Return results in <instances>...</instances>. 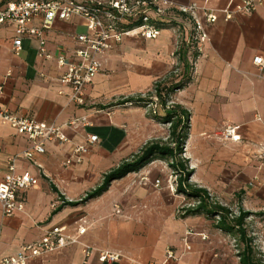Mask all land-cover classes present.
Returning <instances> with one entry per match:
<instances>
[{"label":"crops","instance_id":"obj_1","mask_svg":"<svg viewBox=\"0 0 264 264\" xmlns=\"http://www.w3.org/2000/svg\"><path fill=\"white\" fill-rule=\"evenodd\" d=\"M10 1L0 0V8ZM164 1L198 5L204 22V10L219 11L217 22H205L209 40L203 52L196 48L194 28L186 16H177L183 24L162 29L154 40L137 32L126 34L121 42L113 41L101 59L103 70L86 90V106L70 102L71 87L62 83L65 69L56 59L38 56V41L25 40L16 51L14 26L0 27V106L17 116L56 124L70 140L66 145L47 144V153L35 161L18 160L17 173H31L39 182L20 194L23 212L7 218L0 204V259L19 254L25 245L40 241L47 229L62 226L79 244L28 264H82L85 246L90 247L87 264H241L230 247L234 236L216 229L205 216L172 219L171 200L163 191H146L142 197L151 196V205H138L140 194L125 186L137 173L115 181L95 200L71 205L99 187L131 146L123 129L134 127L139 108L119 104L138 99L161 81L174 80L170 75L178 60L183 71L179 81L185 63L194 66L191 81L170 98L190 115L186 146L195 169L191 184L229 208L235 203L252 213L248 228L264 253V163L259 160L264 150V70L254 64L256 57L264 58V4L253 14L226 21L220 11L231 0ZM81 34H88L83 19L56 21L48 31V50L71 57L80 47L75 37ZM178 37H182L179 50ZM82 117L92 125L69 126ZM228 127L236 129L239 141L224 137ZM89 135L98 136V142L89 145ZM76 145L88 146L90 153L82 164L65 167ZM30 146L27 137L0 125V183L9 172L8 160ZM169 249L177 260H167ZM102 252L120 253L123 258L102 263Z\"/></svg>","mask_w":264,"mask_h":264},{"label":"built area","instance_id":"obj_2","mask_svg":"<svg viewBox=\"0 0 264 264\" xmlns=\"http://www.w3.org/2000/svg\"><path fill=\"white\" fill-rule=\"evenodd\" d=\"M209 1V0H205ZM264 4V0H231L230 5L220 11L226 21H230L235 15H250L255 13ZM201 9L196 4L178 5L164 0H11L0 8V27L11 24L15 29L14 47L20 51L25 40H36L39 43L38 56L46 61L56 59L58 66L65 69L62 83L71 87L69 100L77 106H86V90L93 84L96 77L103 70L101 59L112 49V42H121L123 36L131 32H137L146 40L157 39L162 29L152 25L156 18L167 19L173 16H186L194 26L197 50L203 52V45L209 40L206 33L205 22L213 24L218 21L219 11L204 10V19L200 16ZM81 18L87 24L88 34L75 37L80 47L71 57L64 54L53 55L48 50V31L56 21H70L73 18ZM169 20V19H168ZM142 22V25L129 30L128 25L134 22ZM39 22V24H35ZM254 64L260 70H264V58L258 56ZM10 76V73H9ZM2 88H0V93ZM0 125H8L20 135L25 136L31 142V146L21 155L11 157L8 160V174L0 183V204L3 215L7 218L14 217L24 211V203L20 201V194L38 185L39 179L31 173L18 174L17 162L20 158L35 161L39 156L47 153V144L70 143L68 137L56 124L39 123L35 119L26 116H17L10 110L0 106ZM88 117L75 119L69 123L72 128H86L91 126ZM224 137L233 141H239L236 129L228 127ZM88 144L98 142V136L89 135ZM90 150L86 145L74 146L65 167L82 164ZM259 160L264 163V150L259 153ZM162 185L160 180L156 187ZM173 193L178 190L177 183H171ZM198 203L193 204L195 207ZM120 214V211L117 212ZM79 244V240L70 235L65 227L54 226L46 230L42 239L38 242L25 245L21 252L14 256L0 259V264H28L31 259L46 256L68 246ZM187 250L191 247L187 245ZM85 260L88 263L90 247L85 246ZM167 260H177L175 252L167 250ZM123 256L120 253L102 252V263L119 262Z\"/></svg>","mask_w":264,"mask_h":264},{"label":"trees","instance_id":"obj_3","mask_svg":"<svg viewBox=\"0 0 264 264\" xmlns=\"http://www.w3.org/2000/svg\"><path fill=\"white\" fill-rule=\"evenodd\" d=\"M152 25L166 29L171 28L173 23L164 18H156L151 21ZM142 25V22H134L127 26L129 30ZM195 56V54H194ZM193 63L189 61L184 65L185 75L182 80L177 82L175 79L171 81H161L155 87V91L159 97L166 93L165 103H170L171 96L174 91L185 87L191 81V73L193 71ZM173 78V77H172ZM153 102L146 99H129L119 105H138ZM151 104V103H150ZM179 112L175 115H165L164 120L170 123L169 139L166 142H158L147 145L140 154L124 161L116 169L108 173L103 183L95 190L87 194L80 203L85 204L103 196L110 189L111 185L118 180L126 178L128 175L140 172L145 167L157 160H164L169 167L177 173L178 194L198 203L195 207L184 209L182 219L194 216H205L213 220L214 227L224 233L234 236L238 241L241 264H264V255L257 250L255 246V238L250 234L247 221L252 213L239 209L235 212L231 208L212 200L210 193L190 183L193 171L189 169V160L183 158L184 147L189 137L190 115L189 113L176 107ZM157 113V112H155ZM157 115V114H156ZM158 118V116H156Z\"/></svg>","mask_w":264,"mask_h":264},{"label":"rangeland","instance_id":"obj_4","mask_svg":"<svg viewBox=\"0 0 264 264\" xmlns=\"http://www.w3.org/2000/svg\"><path fill=\"white\" fill-rule=\"evenodd\" d=\"M188 21L189 24L194 28L191 21L190 20ZM183 22H184L183 19L172 20L170 21V23H173L171 28H178L180 27L181 24H183ZM194 37H195V32H194ZM178 42L179 44L177 45V49L179 50L180 45L182 43V37H178ZM175 56H177V58L179 57L178 54H175ZM181 75H183V71L181 70V65L178 60L177 65L175 66L170 76H172L173 78H175L176 81L178 80L179 82ZM156 85L151 90L145 92L143 95H141L138 98V99H146L153 102L134 105V107L139 108V111L135 113V117H134V119H136L135 125L132 129H128V128L123 129L126 133V136H129V141L131 143V146L130 148H127L126 152L123 154L124 158L121 161L120 165L124 161L132 158L133 156L140 154L141 151L147 145L158 142H166L169 139L170 123H166L164 117L165 115H175V113H178L179 110L176 108L177 102H175V104L165 103V99L167 98L165 92H163L162 97L158 96V94L155 91ZM176 92L177 90L174 91L173 94H175ZM156 116H158V118ZM196 149L197 148L194 149L191 148V150H193L194 152ZM188 152H189V148L185 146L184 154H183L184 159L187 160L189 159ZM189 169L194 173L195 170L194 166H192L190 162H189ZM106 175H104V177ZM155 180H160L162 185L160 187H156L155 186L156 182L154 183ZM170 181L171 183H177L178 181L177 173H175L173 169L169 167L166 161L157 160L151 163L150 165H148L147 167H145L140 172H137V174L133 176L130 182L127 183L125 186L126 188H134V192L140 194V196H137L138 197L137 203L140 206L151 205V196L148 199L142 197V194H145L146 191H151V190L163 191L162 193H166L167 194L166 197H169L171 200L170 209H171L172 219L174 217L182 218V215L184 214V209L191 208L195 203L194 201L186 198L185 196L179 195L178 192L173 193L170 188ZM102 183L103 181L101 180L100 185ZM190 183H191V178H190ZM211 197L213 201L219 202L215 196L213 197L211 195ZM230 208L235 212H238L240 207L236 206L234 203L233 205H231ZM208 220L211 222L213 221L211 219ZM230 247L234 251V255L238 256L239 246H238V241L235 237L231 238ZM257 250L264 255V253L259 248H257Z\"/></svg>","mask_w":264,"mask_h":264}]
</instances>
